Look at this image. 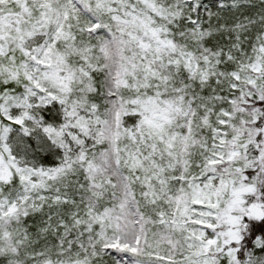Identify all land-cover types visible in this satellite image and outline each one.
<instances>
[{"label":"snow or ice","instance_id":"6c2138e0","mask_svg":"<svg viewBox=\"0 0 264 264\" xmlns=\"http://www.w3.org/2000/svg\"><path fill=\"white\" fill-rule=\"evenodd\" d=\"M0 264H264V0H0Z\"/></svg>","mask_w":264,"mask_h":264}]
</instances>
